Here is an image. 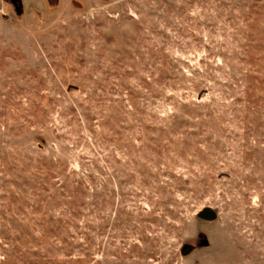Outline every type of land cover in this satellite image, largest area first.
Returning a JSON list of instances; mask_svg holds the SVG:
<instances>
[{
  "label": "rangeland",
  "instance_id": "1",
  "mask_svg": "<svg viewBox=\"0 0 264 264\" xmlns=\"http://www.w3.org/2000/svg\"><path fill=\"white\" fill-rule=\"evenodd\" d=\"M0 264H264V0H0Z\"/></svg>",
  "mask_w": 264,
  "mask_h": 264
},
{
  "label": "water",
  "instance_id": "2",
  "mask_svg": "<svg viewBox=\"0 0 264 264\" xmlns=\"http://www.w3.org/2000/svg\"><path fill=\"white\" fill-rule=\"evenodd\" d=\"M198 217L206 221H212L216 218V214L212 210L206 208L198 214ZM189 249V247H185L182 252L186 253Z\"/></svg>",
  "mask_w": 264,
  "mask_h": 264
}]
</instances>
